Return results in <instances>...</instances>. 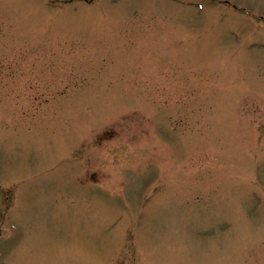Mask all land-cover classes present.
I'll list each match as a JSON object with an SVG mask.
<instances>
[{
  "label": "rangeland",
  "instance_id": "rangeland-1",
  "mask_svg": "<svg viewBox=\"0 0 264 264\" xmlns=\"http://www.w3.org/2000/svg\"><path fill=\"white\" fill-rule=\"evenodd\" d=\"M0 264H264V0H0Z\"/></svg>",
  "mask_w": 264,
  "mask_h": 264
}]
</instances>
